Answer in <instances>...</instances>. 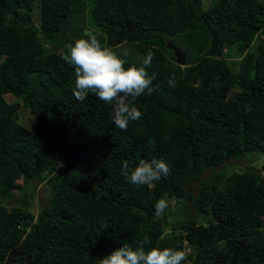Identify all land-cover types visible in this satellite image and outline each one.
Wrapping results in <instances>:
<instances>
[{
	"label": "trees",
	"instance_id": "obj_1",
	"mask_svg": "<svg viewBox=\"0 0 264 264\" xmlns=\"http://www.w3.org/2000/svg\"><path fill=\"white\" fill-rule=\"evenodd\" d=\"M67 32L127 48L126 67L153 51L127 131L95 94L74 97ZM246 152L264 153V0H0V264H99L125 243L186 250L183 264H264V175L216 168ZM140 159L170 173L136 187L120 169ZM28 181L47 190L35 213L8 201Z\"/></svg>",
	"mask_w": 264,
	"mask_h": 264
},
{
	"label": "clouds",
	"instance_id": "obj_2",
	"mask_svg": "<svg viewBox=\"0 0 264 264\" xmlns=\"http://www.w3.org/2000/svg\"><path fill=\"white\" fill-rule=\"evenodd\" d=\"M129 56L127 48L117 52L103 46L94 34L75 39L62 54V59L74 66V97L83 101L89 93L95 94L105 104L112 106L113 123L123 131H127L129 123L139 120L142 115L129 97H139L145 90L151 91L152 82L156 79L155 73L149 75L147 71L154 59L153 51L137 57L139 64L131 63L126 67ZM168 83L173 86L171 79ZM169 173L170 167L163 159H140L135 166H130L129 161L125 160L120 169V175L128 183L136 187L146 185L148 188ZM168 206V200L158 199L155 215L161 216ZM143 244H151L148 236L144 237ZM186 259V252L180 248L151 246L146 249L143 245L133 248L125 243L102 257L99 264H183Z\"/></svg>",
	"mask_w": 264,
	"mask_h": 264
},
{
	"label": "rangeland",
	"instance_id": "obj_3",
	"mask_svg": "<svg viewBox=\"0 0 264 264\" xmlns=\"http://www.w3.org/2000/svg\"><path fill=\"white\" fill-rule=\"evenodd\" d=\"M209 5V0H202V7H207ZM32 22H34V24H37L39 22L38 19V5L35 4L32 8ZM86 23V21H84ZM85 28L90 29V27L86 24ZM67 35L66 39L68 41L67 46L73 42L75 39L79 38L76 34H71L70 32L65 33ZM169 40V39H167ZM165 39V41H167ZM67 48V47H66ZM62 50H63V46H62ZM66 51L63 50V53ZM229 52V50H227ZM232 57V63L235 62L237 55H235L233 52L231 54ZM231 60V59H230ZM8 101L13 100L12 97H7L6 98ZM18 122L28 128H32L35 120L34 117L29 114L28 110L21 106L18 110ZM244 158H239V159H227L224 161V163H221L219 166H217L216 168H221L224 171L228 172H232V171H242L246 168V166L249 167H254L256 169H258L259 173L264 175V153L261 152H246L243 156ZM209 171L206 169L204 170V172L202 173V178H206V176H208ZM15 183L18 185H21V181L20 180H15ZM20 190V189H19ZM25 194V196L21 199L19 198V195H22V193ZM21 193V194H20ZM11 195H13V197H11L12 199H9V203L10 205H22L24 204L25 208L31 210L32 212H36L40 206H42V204H46L48 202V196H47V190L46 187L44 186V184L42 183H37L36 181H28L26 184H24L21 187V191L19 192L18 190H13ZM2 203L6 204V200L3 199ZM180 205L177 203H174L173 201H171L170 204V210L174 211L178 209ZM189 206L185 205L184 207H182L181 212H186L188 210ZM181 215H170L167 217V221H172L173 219L177 220L178 218H180ZM186 251V250H185ZM189 264V262H188Z\"/></svg>",
	"mask_w": 264,
	"mask_h": 264
},
{
	"label": "water",
	"instance_id": "obj_4",
	"mask_svg": "<svg viewBox=\"0 0 264 264\" xmlns=\"http://www.w3.org/2000/svg\"><path fill=\"white\" fill-rule=\"evenodd\" d=\"M166 47L172 51L175 63L183 65L184 53L176 45L172 44L170 40L166 41Z\"/></svg>",
	"mask_w": 264,
	"mask_h": 264
}]
</instances>
